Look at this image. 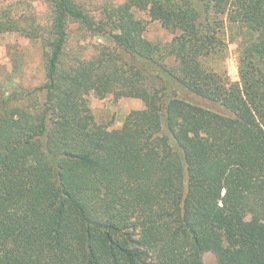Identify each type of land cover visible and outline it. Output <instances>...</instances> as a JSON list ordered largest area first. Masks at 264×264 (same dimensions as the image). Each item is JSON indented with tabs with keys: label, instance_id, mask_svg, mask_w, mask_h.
Returning <instances> with one entry per match:
<instances>
[{
	"label": "trees",
	"instance_id": "1",
	"mask_svg": "<svg viewBox=\"0 0 264 264\" xmlns=\"http://www.w3.org/2000/svg\"><path fill=\"white\" fill-rule=\"evenodd\" d=\"M34 1L3 0L0 33L36 30ZM44 1V101L0 96V264H264V0ZM69 22L110 45L68 63ZM92 92L144 108L108 132Z\"/></svg>",
	"mask_w": 264,
	"mask_h": 264
},
{
	"label": "rangeland",
	"instance_id": "2",
	"mask_svg": "<svg viewBox=\"0 0 264 264\" xmlns=\"http://www.w3.org/2000/svg\"><path fill=\"white\" fill-rule=\"evenodd\" d=\"M81 1L86 3L88 11L99 13L98 9L104 4L116 6L124 0ZM1 2L3 3V0H0V4ZM33 8L37 20L36 30L28 33H0V96L7 99L9 108L29 105L33 107L36 105L35 102H43L45 98L44 92L36 91L47 83L43 41L54 39V36L50 30L48 4L44 0H35ZM135 13L137 18L146 23L144 36L148 40L162 45L172 41L173 33L163 27L161 22L151 20L146 12ZM67 32L68 63L92 59L101 45H110L106 37L98 36L76 22H69ZM238 48V43L231 41L226 60L229 77L233 82L239 81ZM88 100L96 123L105 126L108 132L119 130L130 112L144 108L141 100L113 93L92 92ZM203 262L217 264V258L208 252L203 255Z\"/></svg>",
	"mask_w": 264,
	"mask_h": 264
}]
</instances>
